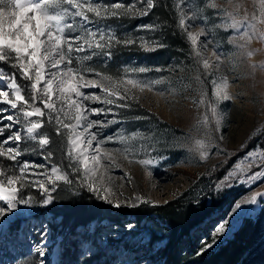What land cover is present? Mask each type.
I'll use <instances>...</instances> for the list:
<instances>
[{"label":"snow or ice","instance_id":"6c2138e0","mask_svg":"<svg viewBox=\"0 0 264 264\" xmlns=\"http://www.w3.org/2000/svg\"><path fill=\"white\" fill-rule=\"evenodd\" d=\"M167 6L165 0H133L127 6L120 0L110 5L103 0H0V136L7 133L0 140V220L15 214L21 205H51L55 201L53 193L62 188L86 189L96 199L121 207L119 200L112 199L116 195L110 187L112 169L121 167L117 162L119 156L129 163L135 160L146 169L152 166L153 158L136 159L141 152L147 154L152 146L143 141L151 138L140 132L130 135L121 132L102 138L100 130L126 121L129 115L126 110L132 109L134 102L135 106L139 105L137 91H153L170 81L142 79L141 74L160 71L148 66L124 67L111 74L93 62L98 57L110 60L113 49L121 45L137 47L146 53L165 48V40L159 37L163 36L166 25L160 22L137 25L136 31L153 34L139 37L120 36L110 25H93L109 20L140 19L157 7ZM240 7L228 11L219 8L215 0H179L175 4L180 33L190 42L191 55L203 69L201 72L198 68L197 75L191 78L199 85L194 89L200 94L199 100L194 102L198 107L205 106L196 123L198 129H204V138L194 141L201 160L209 157L213 147V125L216 130L221 125L219 102L233 97L227 76L215 77L209 60L202 59L200 48L206 49L212 43L208 37L215 39L220 30L235 33L227 42L237 49L246 48L253 38L264 40V28L258 27L264 25V0H258L259 15L256 11L249 15L246 9L241 12ZM207 9L217 10L219 23L208 15ZM197 20L205 26L198 31L189 30L190 22ZM245 54L250 57L254 50ZM212 56L219 68L223 59L218 46H214ZM204 77H214L211 98ZM182 86L190 87V84ZM137 141L142 143L137 146ZM108 143L124 147L108 149L105 147ZM27 153L42 155L47 164L22 159ZM247 159L252 163L237 164L217 188L227 187L226 182L234 179L237 172L247 174L241 183L264 180V170L252 172L257 161L259 168L264 169V151H250ZM148 175L152 173L149 171ZM33 188L40 193L39 199L30 194ZM258 197L264 199V192L254 193L243 203L255 204ZM136 200L155 203L142 196ZM241 207V203L235 204V209ZM15 226L19 228V224ZM227 226L226 220L219 223L213 243L216 236L225 233ZM34 230L40 235L38 244L43 243V222L35 225ZM211 246L206 245L201 252ZM37 255L41 258L38 264H45V252L39 247Z\"/></svg>","mask_w":264,"mask_h":264},{"label":"rangeland","instance_id":"374dc122","mask_svg":"<svg viewBox=\"0 0 264 264\" xmlns=\"http://www.w3.org/2000/svg\"><path fill=\"white\" fill-rule=\"evenodd\" d=\"M215 2L219 8L228 11H233L239 5L241 12L246 9L249 15L254 11L259 15L258 0H215ZM207 12L216 23L220 22L217 18V10L207 9ZM104 25H110L114 29L108 21L93 27ZM204 26L197 20L190 22L189 30L198 31ZM258 27L264 28V25ZM138 32L139 36L153 35ZM234 34L232 30L227 32L220 30L215 39L212 36L208 37L212 43L206 49L200 48L202 59L209 60L210 71L215 73V77L227 76L229 91L233 97L231 100L219 102L221 125L219 130L213 125V147L206 160L200 159L194 147L195 139L204 138V129H198L196 123L204 114L205 106L198 107L194 102L199 100L200 94L194 90L199 88V85L191 79L197 75L198 68L203 72L202 67L196 63L192 55L185 60H171L165 67H152L131 61L130 57L125 58V64L115 68L114 72L122 71L124 67L148 66L160 71L141 74L142 79L163 78L170 81L156 86L153 91L136 92L139 96V106L156 114L159 120L148 117L141 120L126 119L124 123L100 131L102 138L121 132L128 135L132 132H140L145 137H150L151 139L143 143L152 147L148 148L147 154L139 153L136 159L153 158L154 164L146 169L135 160L129 163L123 156H119L117 162L121 167L112 169L113 183L110 187L116 194L112 199L119 200L121 207H115L114 204L95 198L109 209L108 215L113 217L100 216L74 230L62 226L61 216L52 210L53 203L48 206L38 203L19 206L15 214H9L8 218L0 220V264H38L41 259L37 255L38 247L45 252L43 257L45 264H84L82 263L84 258H90L87 264H157L156 250L163 247L167 238L163 236V231L156 226V223L159 227H165L166 224L153 214L137 221L132 209L141 204H164L191 187H196L192 191V196L201 198L206 192L205 179L203 180L202 176L214 171L223 173L222 177L215 179L214 190L217 191L219 189L217 185L224 181L237 164L252 163L247 159L250 151H264V133L261 132L264 129V67L260 66L264 64V40L253 38L246 48L237 49L227 42L228 37ZM132 35L131 30L124 28L122 36ZM214 46H218V53L222 54L223 64L219 68L216 67L212 56ZM248 50H254V55L247 56L245 53ZM101 61L109 60L98 57L93 62L94 66L99 68ZM213 78L204 77L209 98H211ZM189 84L190 87L182 86ZM6 135L7 133L0 136V140L6 138ZM254 137H258L257 144L250 148L248 144H251ZM140 143L142 142L137 141V146ZM105 147L113 149L124 146L119 143H108ZM22 159L36 164H47V161L38 154L27 153ZM258 163L257 161V166L252 168V172L264 170L259 168ZM149 171L152 173L151 176L148 175ZM246 175L237 172L234 179L226 182L228 186L224 188L233 187L241 191L226 215L219 217L220 211H215L211 219L206 218L196 230H191L190 237L194 238L199 233L198 238L203 242L209 235L212 240L210 244L213 245L215 228L219 223L226 220L228 226L225 233L216 236V242L229 236L242 218L254 217L259 212L264 206V199L258 197L255 204H244L243 201L256 192H264V180L253 184L241 183ZM209 185L207 182V189ZM29 191L37 199L40 198V193L35 188ZM75 191L77 194L88 192L86 189H75ZM89 194L93 196L92 193ZM137 196L155 203H140L136 200ZM236 203H241L242 207L235 209ZM40 222L45 226V239L43 243L38 244L40 235L34 230V226ZM16 224H19V228H16ZM129 225L132 227L129 228ZM155 235L162 238L153 243L151 241ZM204 236L206 237L203 238Z\"/></svg>","mask_w":264,"mask_h":264},{"label":"trees","instance_id":"16d2710c","mask_svg":"<svg viewBox=\"0 0 264 264\" xmlns=\"http://www.w3.org/2000/svg\"><path fill=\"white\" fill-rule=\"evenodd\" d=\"M115 2L117 0H103V3L107 5ZM120 2L127 6L133 0H120ZM165 2L168 4L167 7H157L146 17L109 20L108 22L113 25L114 30L120 36L124 28L131 30L133 35L130 37H139L140 33L136 31L137 25L160 22L166 25L163 36L159 37L165 40L166 47L153 53H146L137 47L125 48L121 45L113 49V57L108 62H101L99 69L106 68L109 73L115 74L114 69L123 66L127 57H130L131 61L152 67H165L171 60L180 61L190 57V42L178 28L179 12L175 8L178 0H165ZM126 111L129 113L127 120L134 116L159 120L156 114L139 105L134 104L132 109ZM253 139L251 144H248L250 148L257 144L258 137ZM29 154L37 155V153ZM55 159L58 157H54ZM222 175L223 173L214 171L202 176V179H205L206 192L201 198L192 196V191L196 187H191L164 204H141L132 209L137 221L153 214L166 224L165 227H159L156 223V226L163 231V236L167 238L163 247L156 250L157 264H264V206L254 217L242 218L240 224L229 236L218 240L206 251L201 252V249L212 243L209 235H207L208 239H204L203 242L198 238L200 234L197 231H195L196 237H190L191 230H196L206 218L211 219L215 211L219 210V217H224L241 193L233 187L219 188L215 191V179ZM207 182L210 184L208 189ZM75 189V187L62 188L53 194L55 201L52 210L61 216V224L64 228L74 230L100 216L113 217L108 215L109 209L97 201L94 196L88 192L77 194ZM161 238L162 236L155 235L151 242L154 243ZM89 260L90 258H84L82 263L87 264Z\"/></svg>","mask_w":264,"mask_h":264}]
</instances>
